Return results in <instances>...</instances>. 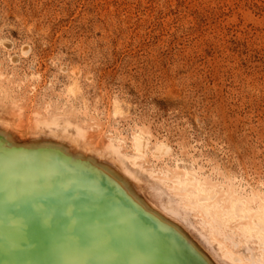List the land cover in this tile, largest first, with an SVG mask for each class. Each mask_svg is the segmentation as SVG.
Instances as JSON below:
<instances>
[{
  "label": "rangeland",
  "instance_id": "rangeland-1",
  "mask_svg": "<svg viewBox=\"0 0 264 264\" xmlns=\"http://www.w3.org/2000/svg\"><path fill=\"white\" fill-rule=\"evenodd\" d=\"M0 122V264H264V0H0Z\"/></svg>",
  "mask_w": 264,
  "mask_h": 264
},
{
  "label": "bare ground",
  "instance_id": "bare-ground-1",
  "mask_svg": "<svg viewBox=\"0 0 264 264\" xmlns=\"http://www.w3.org/2000/svg\"><path fill=\"white\" fill-rule=\"evenodd\" d=\"M8 124L7 123H2L0 122V133H3L5 136H6V140H5V143H9L12 139V136L11 135H8V134H5V131L6 129H8ZM5 130V131H4ZM2 137H0L1 139ZM62 143H68L70 144V141L68 139H63L62 140ZM0 144H1V141H0ZM43 146H40L41 148L45 146H49V144H42ZM53 145V144H52ZM51 145V146H52ZM59 145V144H58ZM135 145H136V148L141 151V152H144V149L145 147L147 146V141L144 137H137L135 139ZM37 146V145H36ZM39 147V146H38ZM59 147V146H58ZM63 147V145H62ZM19 148V147H18ZM61 148V147H60ZM30 150V149H29ZM32 150H35V149H32ZM40 151H45L47 153H51L53 151H48V150H45V149H41ZM65 151V150H64ZM108 151L114 156L113 158H110L109 157V160H104L105 157L103 156H96L98 159L100 160H103L104 162H100L97 158H93L91 160H94V163L96 162L97 165H99L101 167V169L106 172L107 174H109L110 176L112 177H115L119 180H121L125 185L128 186L127 182L121 178V175H120V171H122V163L125 161V159L123 158V156L119 153L118 149L115 148V147H109L108 148ZM169 151V148L167 145L161 143L159 144L156 149L154 150V155L157 157V158H160L161 156L167 154ZM66 152L68 154H71L72 153L68 150H66ZM56 154V153H54ZM77 154V153H76ZM79 154V153H78ZM34 156H37V155H34ZM67 156V155H66ZM79 156V155H78ZM142 153H139L138 154V157H142ZM68 157V156H67ZM83 156H80L78 158H81ZM91 157V156H90ZM69 158V157H68ZM49 159V158H48ZM47 158H42V157H31L30 160H22L21 158H17V159H11V158H8L7 156H0V164H3V165H6V164H9V166L13 165L14 163H17V164H21V165H28V166H32L39 174V167L41 168H47L49 165H54V168L56 170L60 169L58 168V163L56 162H51L52 160H48ZM89 159V158H87ZM19 165H15V167H18ZM13 167V166H12ZM20 167V166H19ZM58 168V169H57ZM59 171V170H58ZM36 172V173H37ZM41 176V175H40ZM188 174H186L184 177H180V176H177V181L179 182V186H180V189L182 191H186L189 187H193V193H194V196L197 197L200 201V204L201 206H203L206 210L210 209L211 208V203L214 199L213 195L211 194L210 191H208L205 187V183H202L200 180L198 181V184L197 185H193V183H190V180L188 178ZM84 180V179H83ZM86 180V179H85ZM85 182V181H84ZM79 183V182H77ZM75 182V184H77ZM74 188V187H72ZM81 187H79V190H81L80 192H82V188L80 189ZM78 189V188H77ZM130 190V189H129ZM78 191V190H77ZM68 193V191H66ZM128 192V191H127ZM130 192V191H129ZM128 192V194H129ZM93 194H95L94 196H96L98 198V200L100 202H98L99 204H105V203H110L113 205L112 201H104L103 198H102V195H96L97 193H94L92 192ZM226 193L229 195L230 194V209L228 210L229 213H232V214H236V217L238 219H244V218H250V221H252V223H254L255 225L252 226L250 225V227H248V233H252V232H255L263 241H264V196H260V195H254L251 197V199L249 198L248 200L244 198V200L242 199V201L238 198V194L236 191H234L233 189H229L228 192L226 191ZM47 196V195H45ZM99 196V197H98ZM76 198V197H75ZM74 198V199H75ZM242 198V197H241ZM47 199V198H45ZM40 200V199H39ZM44 200V199H43ZM41 201V200H40ZM39 201V202H40ZM80 201V200H79ZM251 201L253 202H257L256 205L258 204L257 206V210L254 211L251 209ZM94 202V201H92ZM91 202V203H92ZM243 203L244 204V208L243 210H240L238 208V205L240 203ZM75 203V202H74ZM89 203V202H88ZM97 203V204H98ZM93 204V203H92ZM95 204V203H94ZM102 204V205H103ZM116 204V207L118 208L117 210L121 213V215H125V213L123 212V209L118 205V203H115ZM114 204V205H115ZM191 204H196V200L193 199L191 201ZM43 205V204H42ZM78 205V204H77ZM96 205V204H95ZM44 206V205H43ZM106 206V205H105ZM115 207V206H114ZM30 208V207H29ZM78 208V207H77ZM105 208V207H104ZM100 209V207H99ZM98 209V210H99ZM112 209V208H111ZM111 209H108V210H111ZM116 209V208H115ZM31 210V208H30ZM82 210V209H81ZM86 210H84L83 212H85ZM107 211V210H106ZM25 212V210H24ZM76 213H78L76 211ZM89 213V212H88ZM88 213H86L88 215ZM27 214V213H26ZM80 215V213H78ZM90 214V213H89ZM24 218V216H23ZM14 219V218H12ZM29 220V219H28ZM26 221V220H25ZM105 221V220H104ZM123 226V224H122ZM127 230V229H126ZM128 231V230H127ZM119 232V231H118ZM121 232V231H120ZM127 242V241H126ZM122 249V248H121ZM120 249V250H121ZM127 249V248H126ZM119 250V249H118ZM135 250V249H134ZM154 250V249H153ZM130 251V250H129ZM138 252V251H137ZM144 252V251H143ZM116 254V253H115ZM114 254V255H115ZM159 256V255H158ZM161 256V255H160ZM162 261L164 262V264H175V262L172 260V258L169 257L168 254H163L162 255ZM241 259V258H240ZM239 259V260H240ZM235 260V259H234ZM238 260V261H239ZM119 262V261H118ZM259 261L255 262V263H258ZM121 263V262H120ZM127 262H125L126 264ZM243 263V261H242ZM252 262V264H255ZM240 264V261L239 263Z\"/></svg>",
  "mask_w": 264,
  "mask_h": 264
},
{
  "label": "water",
  "instance_id": "water-1",
  "mask_svg": "<svg viewBox=\"0 0 264 264\" xmlns=\"http://www.w3.org/2000/svg\"><path fill=\"white\" fill-rule=\"evenodd\" d=\"M75 175V174H74ZM76 176V175H75ZM111 198V197H110ZM111 201H112V203H113V206H115L116 204L114 203V199L113 198H111ZM115 204V205H114ZM125 211V213H126V215H129V217L130 218H136L137 220H140L139 218H137L130 210L129 211H127L126 212V210H124ZM143 223V222H142Z\"/></svg>",
  "mask_w": 264,
  "mask_h": 264
}]
</instances>
